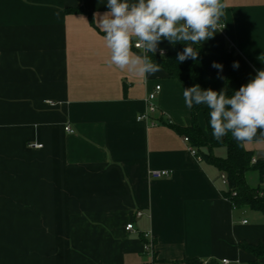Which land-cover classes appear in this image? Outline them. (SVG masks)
Returning <instances> with one entry per match:
<instances>
[{
	"label": "crops",
	"instance_id": "obj_1",
	"mask_svg": "<svg viewBox=\"0 0 264 264\" xmlns=\"http://www.w3.org/2000/svg\"><path fill=\"white\" fill-rule=\"evenodd\" d=\"M222 2L225 27L200 44L217 92L230 50L242 85L264 70V0ZM107 11V0H0V264L256 260L240 244L264 242V213L234 207L219 168L170 125L192 123L182 82L162 67L144 78L109 65L94 20ZM159 48L174 53L167 40ZM157 85L156 112L138 120ZM260 131L244 145L264 160ZM248 180L264 189L258 172Z\"/></svg>",
	"mask_w": 264,
	"mask_h": 264
},
{
	"label": "clouds",
	"instance_id": "obj_2",
	"mask_svg": "<svg viewBox=\"0 0 264 264\" xmlns=\"http://www.w3.org/2000/svg\"><path fill=\"white\" fill-rule=\"evenodd\" d=\"M107 8L109 11L95 14L94 20L104 34L109 65L144 78L161 70L149 53L155 55L162 40L185 44L183 52L177 53L179 62L195 60L199 53L193 45L213 38L225 27L220 23L225 8L222 0H107ZM133 45L139 53L133 51ZM159 52L164 56V49ZM212 67L223 70L217 62ZM238 67L239 62H234L233 68ZM183 98L189 109L207 106L212 135L218 141L231 133L237 142L251 143L258 130L264 138V70L231 96L225 90H203L197 84L184 88Z\"/></svg>",
	"mask_w": 264,
	"mask_h": 264
},
{
	"label": "trees",
	"instance_id": "obj_3",
	"mask_svg": "<svg viewBox=\"0 0 264 264\" xmlns=\"http://www.w3.org/2000/svg\"><path fill=\"white\" fill-rule=\"evenodd\" d=\"M82 8L68 9L70 12H78ZM198 50L197 59L191 58L184 62L177 60V53L183 52L184 43L174 45L173 54L161 56L149 54L150 58L159 63L164 68L169 77L182 82L186 88L199 84L203 90H207L208 67L207 58L200 45H193ZM239 62L235 52L230 50L226 54V93L228 96L238 91L244 78L243 67L239 62L238 68H233V63ZM209 109L205 105H194L192 107V123L189 126L170 124L180 134L188 137L192 148L196 149V154L204 161L211 163L219 168L226 175L227 189L224 196L232 203L234 207L249 208L264 213V189L253 186L249 183L248 175L258 172L262 181L264 177V160L254 158V153L248 150L244 144L237 142L229 133L221 140H216L212 135L210 126ZM203 113L205 117V127H202L199 121V115ZM224 146L227 149V156L220 157L213 152L214 147ZM203 148H208L205 152ZM241 248L252 254L256 260L248 264H261L260 259L264 258V242L251 244L243 242ZM176 264H219L217 260H202L197 257H185Z\"/></svg>",
	"mask_w": 264,
	"mask_h": 264
},
{
	"label": "built area",
	"instance_id": "obj_4",
	"mask_svg": "<svg viewBox=\"0 0 264 264\" xmlns=\"http://www.w3.org/2000/svg\"><path fill=\"white\" fill-rule=\"evenodd\" d=\"M221 23V22H220ZM222 24V23H221ZM223 25V24H222ZM160 89V85H157L156 86V90L155 91H151L149 94H148V97H147V101H148V107H147V110L143 113H141L137 119L138 120H149L150 119V115L153 113V112H156L157 110V105L155 103V97H156V91H158ZM154 124V123H153ZM66 131L68 132H73L72 128L67 125L65 127ZM185 140L189 142V139L188 137H185ZM30 147L32 148H42L43 147V144L42 143H38V142H34V143H30L29 144ZM191 151L192 153L196 154V149L195 148H192L191 147ZM151 174L155 177V178H159V177H163V176H169L170 175V171L169 170H153L151 171ZM222 178L223 180L225 181V183L227 184V178H226V175L224 173H222ZM141 212H138V215H140ZM134 227V224L133 223H129L127 224L126 226V229L128 230H131L133 229ZM146 248L148 250H150L151 254L153 255V244L152 242H150ZM230 262H234L230 259H227V258H223L221 263L222 264H230ZM240 264H246V263H242L240 262Z\"/></svg>",
	"mask_w": 264,
	"mask_h": 264
}]
</instances>
